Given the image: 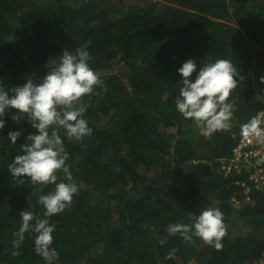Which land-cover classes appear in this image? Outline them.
Masks as SVG:
<instances>
[{"label": "trees", "instance_id": "16d2710c", "mask_svg": "<svg viewBox=\"0 0 264 264\" xmlns=\"http://www.w3.org/2000/svg\"><path fill=\"white\" fill-rule=\"evenodd\" d=\"M116 1L0 0V86L39 82L63 49L76 47L88 50L103 82L81 98L92 135L78 142L60 129L79 191L48 218L55 230L45 252L36 251L34 231L13 242L20 211L43 219L38 197L55 186L12 176L8 166L35 129L6 121L0 264H264V186L245 194L235 181L246 180L248 170L220 169L242 126L264 109V0ZM187 58L198 67L228 59L245 77L229 97V130L203 136L176 110V69ZM17 127L21 137L12 144L7 133ZM57 176L64 180L62 171ZM144 183L153 190L143 193ZM207 208L224 214L220 250L199 237L169 235L170 226L192 224Z\"/></svg>", "mask_w": 264, "mask_h": 264}, {"label": "clouds", "instance_id": "9594fccd", "mask_svg": "<svg viewBox=\"0 0 264 264\" xmlns=\"http://www.w3.org/2000/svg\"><path fill=\"white\" fill-rule=\"evenodd\" d=\"M90 60L86 48L76 47L75 51L65 48L59 55V62L39 78V82L29 77L8 90L0 86V132L7 120L35 129V133L25 136L28 143L22 145L23 154L15 156L9 164V172L14 177L27 176L34 183L55 186L54 191L38 197L44 208L43 219L32 211H20L18 239L13 242L16 246L22 242L25 232L34 231L37 233L34 240L36 251L45 252L53 242L55 230L48 218L69 208L73 196L79 191L77 184L72 182L66 163L69 153L59 132L63 129L67 137L78 142L92 135L93 130L84 118L87 105L81 102V98L94 95L95 87L103 82L90 67ZM176 72L180 77L174 101L176 110L185 119L194 120L203 136L210 137L214 132L229 130L235 111L229 97L245 79L232 61L217 59L198 67L196 59L187 58ZM262 124L264 121L253 117L242 126L241 134L264 138ZM20 137L19 127L7 133L12 144H16ZM260 163L264 161L257 160V164ZM61 171L64 180L57 182V173ZM223 217L219 208H207L196 216L192 224L176 223L169 227L168 233L179 234L187 242H192L193 236L199 237L220 250L222 238L227 234ZM164 242L160 241L161 244ZM174 252L175 249L169 252V258Z\"/></svg>", "mask_w": 264, "mask_h": 264}, {"label": "built area", "instance_id": "2783aa9c", "mask_svg": "<svg viewBox=\"0 0 264 264\" xmlns=\"http://www.w3.org/2000/svg\"><path fill=\"white\" fill-rule=\"evenodd\" d=\"M256 118L264 121V109L256 114ZM261 127H264V124ZM257 160L264 161V138L242 135L232 148L231 156L220 159V169L225 174L232 170L247 169L248 178L235 181L236 185L242 187L243 193L247 194L252 187L259 189L264 186V163L257 164Z\"/></svg>", "mask_w": 264, "mask_h": 264}, {"label": "rangeland", "instance_id": "374dc122", "mask_svg": "<svg viewBox=\"0 0 264 264\" xmlns=\"http://www.w3.org/2000/svg\"><path fill=\"white\" fill-rule=\"evenodd\" d=\"M110 1H112V2H115V3H117V1L116 0H110ZM141 1L140 0H123V6L124 7H127V6H136L137 4H139ZM136 4V5H135ZM195 130H199V128L197 127V124H196V126H195ZM153 184H148V183H144L143 185H142V187H141V189H142V191H143V193L145 192H147V190L148 189H152L153 190Z\"/></svg>", "mask_w": 264, "mask_h": 264}]
</instances>
